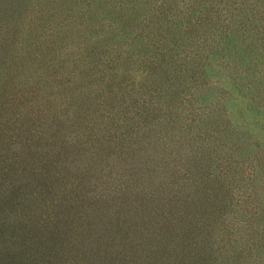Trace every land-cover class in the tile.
<instances>
[{
	"label": "rangeland",
	"instance_id": "374dc122",
	"mask_svg": "<svg viewBox=\"0 0 264 264\" xmlns=\"http://www.w3.org/2000/svg\"><path fill=\"white\" fill-rule=\"evenodd\" d=\"M76 2L65 23L71 24V32L74 26L80 29L72 46L66 48L65 57L73 59H66L61 68L34 67L33 54L24 55L26 26L31 27L30 41L38 31L40 37L43 21L38 10L33 6L13 9L9 14L13 18L5 23L0 17V264L12 263L8 250L16 246L14 242L18 244L14 237L21 239L25 236L22 231L28 235L33 229L30 223L37 220V211L30 222L19 212L28 192L26 185L38 183L40 168L55 176L56 193L81 192V198L74 197L72 204L84 203L81 209L86 211L102 206L87 202L102 189L103 194L108 190L111 207L118 206L116 190L135 180L144 183L145 172L150 175L151 169L158 175L163 171L178 180L188 179L190 171L183 172L186 164L193 169L216 155L226 157L219 144L237 160L242 156L239 149L244 152L245 146L240 144L238 149L232 142L243 141L253 142L252 153L234 168L241 166L254 177V183L237 195L247 219L242 234L249 237L241 240L244 249L240 257L244 264H264V217L255 220L264 215V95L258 105L262 107L261 119L254 116L257 106L252 100L255 92L264 94V0H108L105 6L94 7L101 10L88 20L90 0ZM7 9L0 3V11ZM115 11L128 23L112 20ZM47 23L48 32L57 27L52 20ZM126 26L133 29L134 42L133 35L126 40L110 36L115 28ZM52 44L48 40V47ZM64 44H56L57 49ZM12 77L21 82L17 88L10 82ZM26 79L33 83L29 89L23 88ZM250 97L251 101L245 100ZM19 110L33 114L40 110L52 116L30 121V134L43 138L45 133L59 132L57 136L67 135L63 143H77L74 153L88 154L86 159L92 164L86 176L95 174L89 181L94 188H79L82 180L75 161L69 164L71 174H58L68 161L59 159L57 148L64 147L56 144L55 136L48 146L56 163L45 167L51 153L40 145L27 144L26 137L12 131L8 137V118L24 125ZM238 135L242 141L236 140ZM248 145L251 149L252 144ZM92 156L101 159L92 161ZM101 166L106 167L104 173L99 172ZM221 172L218 180L226 173ZM231 186L241 188L235 180ZM125 204L113 209L125 210ZM21 218L27 222L26 230ZM199 220L203 234L204 225L211 228L218 224L214 217ZM202 233L195 237L201 239ZM213 237V254H198V263L228 262L224 246L230 245V238ZM206 247L198 242V252ZM30 249V244L20 249L25 260ZM241 260L239 264H243Z\"/></svg>",
	"mask_w": 264,
	"mask_h": 264
},
{
	"label": "trees",
	"instance_id": "16d2710c",
	"mask_svg": "<svg viewBox=\"0 0 264 264\" xmlns=\"http://www.w3.org/2000/svg\"><path fill=\"white\" fill-rule=\"evenodd\" d=\"M96 1L90 0V7L86 11L87 20L94 19V12L101 10H94V7H99L100 4L105 6L108 0H103L100 3H96ZM0 3H5L8 8L5 11L7 16L3 12L4 10L0 11L2 23L13 18V14L9 16L13 9L20 11L21 8L31 6L38 10L37 14L42 18L40 37H37L38 31L34 41H30L33 37L30 31L31 27L26 26V43L23 42L26 46L24 55L33 54L34 65H30L37 67L44 64V66L52 69L54 67L61 68L66 59H73V57H65L66 48L72 46L74 35L80 27L74 26L73 32H71V24L65 22H68L69 11L77 7L76 0H0ZM121 15L122 17L118 16L115 11L110 17L112 20L120 21V23H128L125 16ZM50 20L57 27L48 32L46 30L48 27L45 24H48L47 21ZM114 34L115 37L118 36L126 40L133 35V29L127 26L124 29L115 28L110 36ZM131 39L134 42L135 35ZM48 40L53 43L49 47L47 45ZM138 41L137 39V43ZM58 43L65 44L57 49L56 44ZM54 60L57 62L55 61V63ZM113 60L115 59L113 58ZM28 79L23 82L24 89L33 86V83ZM10 82L15 88L21 84L15 77H12ZM263 95L262 92L257 91L252 97V100H256L254 105L257 106L253 111L254 116L260 119L263 114L262 107L258 105L263 103ZM245 100L251 101V97ZM19 111L24 125H18L14 120L12 121V118H8L10 126L4 127L5 131L7 133L12 131L26 137L28 141L25 142L27 144H32L34 147L40 145L48 153H51L48 145L55 136L56 144L61 143L64 147L62 150L57 148L59 159L68 161L67 163L63 162V171H59L58 174L62 176L63 173L71 174L72 167L69 164L75 161L79 163L78 169L82 180L79 182V188H94V185L92 186L89 181L95 174L89 175L88 178L86 176L93 169L92 164L89 159H86L88 154H81L80 151L74 153L77 143L70 142L73 145L63 143L62 140L67 135L63 134L61 137V133L57 136L59 132L45 133L43 138L39 134H36L35 137L30 134V121L47 120L51 119L52 116L48 115V112H40V110L34 113L37 114L36 116L30 111ZM1 112L6 113V110H1ZM44 127L47 128L45 124ZM8 134L10 137L11 134ZM238 139L242 141L243 138L238 135L236 140L238 141ZM243 143L244 152L237 147ZM248 143L252 144L251 149H249ZM232 144L239 149L241 158L237 160L230 158V150L219 144L222 147L221 152L223 151L228 156L223 158L222 155L224 154L216 155L206 160L205 165L193 169L186 164L183 172L190 171L188 179L178 180L172 174L167 173L165 175L160 170H157L161 172L158 175L155 169H151L150 175L145 172L144 183H138L135 180L130 183V186L120 187L116 190L114 194L117 195L115 198L118 206L111 207L112 204L109 202L110 199L107 194L108 190H105L103 194L104 189H102L101 194L93 193L87 198L88 203H102L101 208L94 206L86 211L81 209L84 203L72 204L74 197L81 198V192L76 190L68 194L67 191L63 190L56 193V186L53 185L55 176L46 169L40 168V174H35L39 180L38 183L33 181L26 185L28 192H26L23 205L20 208L21 212H19V215L22 214L30 222L31 216L37 211L39 212L37 220L30 223V228L33 229L27 232L28 235L30 233L29 237L24 231L22 233L25 236L21 237H27L26 239L14 237L18 244L14 242L16 246L11 245L8 250L11 264H190V261L193 264H203L198 263L199 258L196 257L198 254H213L214 251L210 248L213 236L230 238L229 244L231 246L228 244L224 246V255H226L228 262H233L230 264H239L241 251L244 249L241 247V240L249 237L242 234L246 232L245 222L247 219H245L243 207L239 205L240 199L237 195L244 194L242 191L250 183H254L252 180L254 177L247 174L241 166L238 169L234 168V164H244L250 158L247 155L252 153L254 144L245 141L242 143L232 142ZM258 144L261 146L260 143ZM229 148L231 147L229 146ZM61 151L65 152L66 155L62 157ZM47 156L51 158L48 163L43 164L44 167L56 163L52 153ZM91 159L94 161V159L101 158L100 156L97 158L92 156ZM221 170L228 175L231 174V177L224 173L223 179L218 180V176L222 174ZM105 171L106 167L101 166L99 172L104 173ZM234 180L242 189L229 187L230 182L234 184ZM181 183H183V187L179 186ZM187 183L189 186L184 187ZM121 202L126 203V209L114 210L113 208L120 207ZM261 202L264 203L263 200ZM262 208L264 210V205ZM216 213L218 216L214 215ZM261 216L264 217V215H258L255 220L260 219ZM206 217L209 219L214 217L218 224L215 222L211 228L204 225L205 234H203L201 232L203 227L199 225L198 219L202 220ZM17 219L18 217L11 219V221L14 222ZM21 220H23V224H26H22V229L26 230L27 222L25 219L21 218ZM14 227L15 223H12L10 229L13 230ZM201 233L203 234L201 239L195 237V235L200 236ZM199 241L206 243L207 247L198 252ZM29 244L31 249L25 260V254L20 249L23 245ZM20 255L22 258L18 259ZM241 261L244 264V261ZM222 262L229 264L225 261Z\"/></svg>",
	"mask_w": 264,
	"mask_h": 264
}]
</instances>
